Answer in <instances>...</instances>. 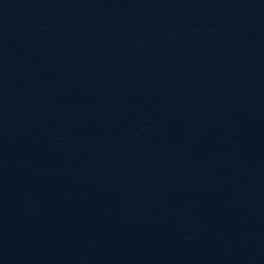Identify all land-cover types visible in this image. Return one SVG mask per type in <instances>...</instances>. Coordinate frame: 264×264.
Wrapping results in <instances>:
<instances>
[{"label": "water", "instance_id": "95a60500", "mask_svg": "<svg viewBox=\"0 0 264 264\" xmlns=\"http://www.w3.org/2000/svg\"><path fill=\"white\" fill-rule=\"evenodd\" d=\"M0 264H264V0H0Z\"/></svg>", "mask_w": 264, "mask_h": 264}]
</instances>
